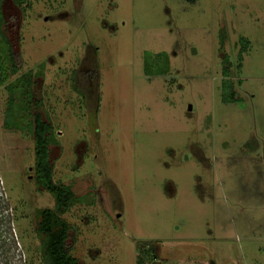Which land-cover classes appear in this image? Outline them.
<instances>
[{
    "label": "rangeland",
    "instance_id": "obj_1",
    "mask_svg": "<svg viewBox=\"0 0 264 264\" xmlns=\"http://www.w3.org/2000/svg\"><path fill=\"white\" fill-rule=\"evenodd\" d=\"M1 9L20 68L0 69V264H41L34 217L55 203L34 183L27 104L11 102L26 72L54 182L75 196L62 219L80 264L150 248L144 264H264V0Z\"/></svg>",
    "mask_w": 264,
    "mask_h": 264
},
{
    "label": "trees",
    "instance_id": "obj_2",
    "mask_svg": "<svg viewBox=\"0 0 264 264\" xmlns=\"http://www.w3.org/2000/svg\"><path fill=\"white\" fill-rule=\"evenodd\" d=\"M185 3L192 4L196 0H181ZM2 0H0V69L6 78L19 73V56L14 53L10 41L2 31V25L5 22L4 15L1 9ZM5 49V50H4ZM5 54V55H3ZM8 56V61L2 59L3 56ZM4 82V81H3ZM14 87L10 89V95L13 97V102L27 104L26 107H21L25 115H28L27 127L32 135L34 143V183L39 192H47L54 196V208L52 210H38L35 214V233L39 240V259L41 264H80L76 258L71 255V249L67 243L70 226L62 219V215L69 212L73 206L75 198L71 188L60 185L54 182L52 173V164L50 160L49 137L52 131V126L49 122L44 121L39 113L30 112L31 105L33 110L38 109L40 101L32 94L34 81L27 72L19 75L18 80L12 81ZM11 82V83H12ZM10 83V84H11ZM7 88V87H6ZM31 88V89H30ZM13 107V105H11ZM14 108V107H13ZM19 109L15 114L12 109H9L8 117H12L14 121L18 119ZM36 111V110H35ZM144 252L147 253L148 259L154 262L156 254L153 249L140 251L137 259V264H144L142 257Z\"/></svg>",
    "mask_w": 264,
    "mask_h": 264
}]
</instances>
